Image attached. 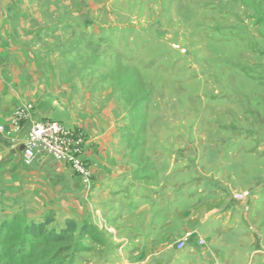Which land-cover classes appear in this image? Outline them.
I'll list each match as a JSON object with an SVG mask.
<instances>
[{"label": "rangeland", "instance_id": "obj_1", "mask_svg": "<svg viewBox=\"0 0 264 264\" xmlns=\"http://www.w3.org/2000/svg\"><path fill=\"white\" fill-rule=\"evenodd\" d=\"M97 12V33L80 32V72L113 100L125 134L147 138L151 149L170 148L196 175H210L192 182L205 184L206 199L232 197L229 185L250 195L247 217L216 221L219 235L204 263L181 254L156 263L234 264L239 240L251 233L247 222L264 232V0H98ZM54 216L0 201V264L2 257L8 264L119 263L94 228L64 233L67 221ZM45 219L43 233L26 232Z\"/></svg>", "mask_w": 264, "mask_h": 264}, {"label": "crops", "instance_id": "obj_2", "mask_svg": "<svg viewBox=\"0 0 264 264\" xmlns=\"http://www.w3.org/2000/svg\"><path fill=\"white\" fill-rule=\"evenodd\" d=\"M97 10L98 0H0V126L7 131L0 134V201L37 216L51 212L81 230L94 228L118 251L114 264H157L161 256L175 262L179 254L203 261L210 239L219 235L216 221L223 216L225 225L237 214L247 217L248 199L236 201L234 194L241 192L232 185V197L206 199L205 184L192 182L210 175H196L170 148L151 149L147 138L125 134L129 126L118 119L113 100L97 95L91 77L80 72V32L97 33ZM27 103L32 108L15 131L14 111ZM46 120L81 130L91 186L50 158L23 165L22 138L31 122ZM247 223L251 233L239 240L234 264H264V232L256 222Z\"/></svg>", "mask_w": 264, "mask_h": 264}, {"label": "built area", "instance_id": "obj_3", "mask_svg": "<svg viewBox=\"0 0 264 264\" xmlns=\"http://www.w3.org/2000/svg\"><path fill=\"white\" fill-rule=\"evenodd\" d=\"M31 108L32 105L27 103L15 109L12 119V127L15 131L21 128V124L27 118ZM2 133H7V131L3 126H0V134ZM85 142L83 133L75 126L68 128L53 120L33 121L22 138V163L25 166H30L37 159L49 157L68 165L83 185L91 186V173L83 159ZM249 197L247 191L234 194V199L239 202L246 201ZM186 241L183 239L177 247L181 249Z\"/></svg>", "mask_w": 264, "mask_h": 264}, {"label": "trees", "instance_id": "obj_4", "mask_svg": "<svg viewBox=\"0 0 264 264\" xmlns=\"http://www.w3.org/2000/svg\"><path fill=\"white\" fill-rule=\"evenodd\" d=\"M50 223H51V220L50 219H45V221L43 223H40L38 225H32L31 227L27 228L26 229V232L29 233V234H31V235H35L38 232L43 233L44 228L46 226H48ZM67 226L69 228L67 227L65 229H62L61 232H64L65 233L69 229H74L75 228V224L72 221H67ZM15 247L16 246L12 247L11 251H12V253H15V252L18 253V254H15V256H16V258L17 257L19 258L21 254L15 250ZM1 259H2L1 264H8L9 259H5L4 257H2Z\"/></svg>", "mask_w": 264, "mask_h": 264}, {"label": "water", "instance_id": "obj_5", "mask_svg": "<svg viewBox=\"0 0 264 264\" xmlns=\"http://www.w3.org/2000/svg\"><path fill=\"white\" fill-rule=\"evenodd\" d=\"M22 149H23V146L20 147V150H22Z\"/></svg>", "mask_w": 264, "mask_h": 264}]
</instances>
